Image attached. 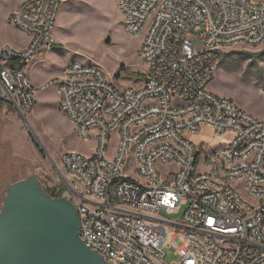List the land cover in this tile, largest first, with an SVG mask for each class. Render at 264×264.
<instances>
[{
    "label": "built area",
    "instance_id": "obj_1",
    "mask_svg": "<svg viewBox=\"0 0 264 264\" xmlns=\"http://www.w3.org/2000/svg\"><path fill=\"white\" fill-rule=\"evenodd\" d=\"M61 4L23 0L10 16L27 43L0 46V101L23 117L38 103L29 65L57 43ZM117 6L141 39L143 83L119 88L80 61L56 79L60 110L96 142L92 155L53 162L55 192L76 206L81 239L108 264H264V118L208 88L221 49L264 45V0ZM204 127L221 141L195 142ZM183 205L181 222L161 215Z\"/></svg>",
    "mask_w": 264,
    "mask_h": 264
},
{
    "label": "rangeland",
    "instance_id": "obj_2",
    "mask_svg": "<svg viewBox=\"0 0 264 264\" xmlns=\"http://www.w3.org/2000/svg\"><path fill=\"white\" fill-rule=\"evenodd\" d=\"M21 1L0 0V46L24 47L27 43L26 34L10 22ZM55 38L59 48L40 55L34 67L29 65L30 77L38 88V103L32 113L23 117L8 102L0 101V210L8 184L16 182L13 167L22 164L15 157L16 152L30 155L37 151L48 158L58 185L53 162L60 163L61 156L68 151L94 153L95 140H82L74 123L60 110L56 79L64 66L74 61L97 64L119 88L143 83L144 77L136 74L145 73L146 69L140 54L141 39L126 31L117 0H62ZM208 88L232 98L252 115L264 118V45L221 49L216 74ZM193 140L215 145L221 138L204 127ZM187 208L188 205H183L177 213L161 215L181 222ZM167 252L168 259H173V249Z\"/></svg>",
    "mask_w": 264,
    "mask_h": 264
},
{
    "label": "water",
    "instance_id": "obj_3",
    "mask_svg": "<svg viewBox=\"0 0 264 264\" xmlns=\"http://www.w3.org/2000/svg\"><path fill=\"white\" fill-rule=\"evenodd\" d=\"M80 228L74 203L53 197L35 175L10 183L0 210V264H108Z\"/></svg>",
    "mask_w": 264,
    "mask_h": 264
},
{
    "label": "crops",
    "instance_id": "obj_4",
    "mask_svg": "<svg viewBox=\"0 0 264 264\" xmlns=\"http://www.w3.org/2000/svg\"><path fill=\"white\" fill-rule=\"evenodd\" d=\"M21 2H20V4H21ZM54 36H55V30H54ZM56 41H57V39H56ZM57 48H59V47L57 46V43H56L53 47L48 48V49H44L36 57V59L30 64V66L34 67L40 61L39 60L40 55H42L43 53L49 54ZM14 155L16 158H20L19 160H21V162H22V164H20V166H18V167L14 166L13 167L12 171H14L13 174L15 175V178H14L15 181L25 179V178L29 177L30 175H35L45 189L54 188L55 186L58 185L57 181L55 179L56 178L55 174L53 173L52 167L48 161V158H44V156L41 155L37 151H36V153H32L30 155H25L21 152L20 153L16 152ZM21 155H23V156H21ZM45 168L46 169L50 168V169L47 171V170H45Z\"/></svg>",
    "mask_w": 264,
    "mask_h": 264
},
{
    "label": "trees",
    "instance_id": "obj_5",
    "mask_svg": "<svg viewBox=\"0 0 264 264\" xmlns=\"http://www.w3.org/2000/svg\"><path fill=\"white\" fill-rule=\"evenodd\" d=\"M136 74H137V76H139V77H144V76H145V73H136ZM32 141L36 144V142H35L33 139H32ZM36 146H37V148H39L37 144H36ZM46 191H47L49 194H51L53 197H61V194H60V193L57 194V193L55 192V188H47Z\"/></svg>",
    "mask_w": 264,
    "mask_h": 264
}]
</instances>
